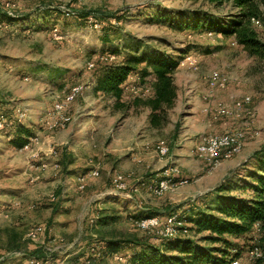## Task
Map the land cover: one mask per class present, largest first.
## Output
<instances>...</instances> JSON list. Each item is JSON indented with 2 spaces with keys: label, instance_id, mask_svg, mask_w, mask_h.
Wrapping results in <instances>:
<instances>
[{
  "label": "rangeland",
  "instance_id": "rangeland-1",
  "mask_svg": "<svg viewBox=\"0 0 264 264\" xmlns=\"http://www.w3.org/2000/svg\"><path fill=\"white\" fill-rule=\"evenodd\" d=\"M260 10L259 25L250 21V27L264 43L263 5ZM0 11V264H20L24 256L8 254L16 247L32 254L40 244L61 251L62 264H125L126 250L117 258L88 253L105 240L155 243L154 227L137 226L148 213L163 223L172 212L213 202L211 214L223 218L216 211L223 206L219 200L253 196L251 188L240 186L254 185L255 153L264 149V59L251 57L233 36L203 27V18L218 27L235 18L232 3L0 0ZM156 58L176 64V98L168 123L157 130L147 126L149 110L142 104L151 96L148 63ZM122 66L130 72L117 100L101 89L107 74ZM212 71L220 72L225 87L205 97ZM73 86L82 88L80 95L56 113L53 105ZM219 106L229 113L219 115ZM18 128L29 132L21 149L11 145ZM236 131L244 133V146L231 159L212 163L196 151L202 138ZM160 144L168 148L163 156ZM93 171L98 176H90ZM115 173L125 176L131 190L112 188ZM161 180L169 181V189L151 193L149 187ZM102 198L115 203L100 212ZM102 217L116 222L95 228ZM39 225L46 234L36 245L25 234ZM256 226L247 239L232 240L241 246L235 258L241 264L254 263L247 251L248 244L259 245ZM206 235L191 233L193 248L208 252L220 246L204 242ZM86 249L80 262H69ZM234 254L230 250L226 260Z\"/></svg>",
  "mask_w": 264,
  "mask_h": 264
},
{
  "label": "trees",
  "instance_id": "trees-1",
  "mask_svg": "<svg viewBox=\"0 0 264 264\" xmlns=\"http://www.w3.org/2000/svg\"><path fill=\"white\" fill-rule=\"evenodd\" d=\"M204 1L215 6L230 2L238 10V14L235 18L222 24V27H218L216 24L212 26L206 18H203V27L207 30L216 29L223 36H233L251 57L264 59V43L259 40L257 32L250 27V21L261 18L260 5L264 6V0ZM2 14L0 11V23L4 22ZM6 16L8 19H14L12 16ZM148 65L154 76V81L151 85V96L146 98L142 104L149 110L148 126L157 130L168 123L167 111L173 106L176 98V87L172 80V71L176 64L167 59L156 58L151 60ZM129 72L130 68L126 66L113 69L107 74L104 88L101 91L111 94L119 100L122 93L121 85L126 82ZM17 135L18 137L11 141V145L21 149L26 139L29 138V132L25 128H18ZM255 159H258V162L255 165L254 185L250 184L249 186V184L241 183L240 186L242 189L251 188L253 196L247 200L240 198L221 199L219 202L216 200L219 205L223 204V206H216V211L222 214L223 218L211 214L209 208L212 207L213 202L204 204L203 208H192L187 212H172L169 216L176 215V219L183 224L182 227H177L178 231L175 236L157 237L155 243L148 240L141 243L128 240L124 242L105 240L103 243L94 245L93 256L98 254L97 256L100 257L113 258L115 255H119L122 250H126L127 257H129L125 264H230L232 259L238 257L241 250V246L233 243L232 240L247 239V234L250 233L254 224L258 225L259 245L248 244L250 246L248 251L255 247L264 248V149L255 153ZM248 164L246 162L244 166ZM222 190L223 188H218L216 191L221 193ZM156 216L148 213L146 218L150 219ZM114 222H116L114 217H102L96 219L95 225L106 227ZM204 232L207 233L202 238L204 242L211 246H220L211 248L208 252L193 248L197 242L195 238L191 237V233L200 235ZM227 236L229 238H226ZM230 250H236V254L230 260H226ZM13 251H20V247L14 248ZM172 253H176L177 256ZM212 253L218 256H211ZM23 254L25 258L44 257L42 249L35 250L32 254ZM202 259H205L206 262H202ZM251 261L254 262L253 264H264V254L261 258Z\"/></svg>",
  "mask_w": 264,
  "mask_h": 264
},
{
  "label": "built area",
  "instance_id": "built-area-1",
  "mask_svg": "<svg viewBox=\"0 0 264 264\" xmlns=\"http://www.w3.org/2000/svg\"><path fill=\"white\" fill-rule=\"evenodd\" d=\"M252 23L255 25H259L260 22L259 20L253 19ZM91 66L92 65H89V68ZM206 83L211 93L207 94L205 97H211L212 92L216 90H222L225 87V79L222 77L219 71H212L208 75ZM81 89L82 88L80 86H73L72 88H70L67 94L65 95L64 100L62 102H56L53 105V110L56 113H60L65 105L72 103L80 95ZM247 102H249V98H245L243 100V104ZM238 107H240V104H237V109H239ZM228 113V110H224L221 106H219V115H227ZM247 113L250 114V112ZM63 120L68 121V118H64ZM244 140L245 135L242 131H236L234 133H226L222 135H208L202 138V140L197 144L196 151L200 154L205 155L212 163L225 161L231 159L233 156H235L241 151L242 147L244 146ZM157 150L162 156L167 154L168 152V148L163 146L162 144L157 146ZM170 171L175 174L177 173L176 168H173ZM89 175L92 177H96L98 176V173L97 171H93L89 173ZM84 179V176L78 179L77 182L79 189L83 188L82 183L84 182ZM110 184L113 189L121 193H123L127 189L131 190V188H127V181L125 179V176L121 173L113 174L110 179ZM167 189H169L168 180H161L155 185H151L149 187V191H151V193L155 195H160L163 191ZM133 190L136 189L134 188ZM137 226L140 228L154 227V229L157 231L158 237H172L177 234V227H182L183 224L176 219V215H172L167 217L163 223H161L158 218L153 217L137 222ZM256 228H258V225L256 226ZM45 234L46 228H44V226H34L27 230L25 234V239L37 245V243L41 241L42 238H44ZM39 249H42V251L44 252L43 258L26 257L23 258L24 262H20V264H62V262H59V259L53 257L55 252L58 250L45 248L44 246L41 247V244ZM263 254L264 248L259 247H255L247 251V257L249 260L261 258ZM8 255L14 258H22L24 256L23 252L21 251H13ZM97 255L98 254H96V256ZM113 258H117V255H115ZM0 260H2V258H0ZM230 264L241 263L239 259H233Z\"/></svg>",
  "mask_w": 264,
  "mask_h": 264
},
{
  "label": "crops",
  "instance_id": "crops-1",
  "mask_svg": "<svg viewBox=\"0 0 264 264\" xmlns=\"http://www.w3.org/2000/svg\"><path fill=\"white\" fill-rule=\"evenodd\" d=\"M128 82V81H127ZM148 115V114H147ZM146 122H147V117H146ZM219 125V123H216L215 125ZM147 126H148V122H147ZM119 196V195H118ZM53 200L55 199V198H53V197H51ZM112 202H110V200H108V199H106V198H102V199H100V202H98V204H97V206L98 205H100V206H103V208H98L99 210H97V211H104L106 208H104L106 205H109V204H112V203H115V201H113V200H111ZM125 204H128V207L130 206L129 204V202L127 203L126 201L124 202ZM59 228H63L64 227V224H62V225H59L58 226ZM95 228H97V226L95 227ZM92 249V248H91ZM91 252H92V250H91ZM87 253H88V249H86V251L85 252H82V254H80L79 256H75V257H72V258H70L69 259V262H80L81 260H82V258L84 257V256H86L87 255ZM88 255L89 256H93L92 255V253H88ZM62 256H63V253H61V251H59L58 253H55L54 254V258H57V259H61L62 258ZM66 257V256H65Z\"/></svg>",
  "mask_w": 264,
  "mask_h": 264
}]
</instances>
